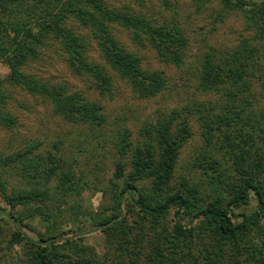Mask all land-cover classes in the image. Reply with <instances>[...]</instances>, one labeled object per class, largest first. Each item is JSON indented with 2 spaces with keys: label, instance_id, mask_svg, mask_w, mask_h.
I'll list each match as a JSON object with an SVG mask.
<instances>
[{
  "label": "trees",
  "instance_id": "16d2710c",
  "mask_svg": "<svg viewBox=\"0 0 264 264\" xmlns=\"http://www.w3.org/2000/svg\"><path fill=\"white\" fill-rule=\"evenodd\" d=\"M217 1V18L240 12L249 34L199 63L198 87L221 91L223 101L202 106L208 111L199 116L207 148L197 151L195 171L176 176L180 150L191 135L187 116L173 112L145 123L135 140L123 129L113 176L103 190L110 203L87 211L103 236L98 254L76 233L61 230L73 222L63 198L83 188L75 160L65 165L51 152L32 156L38 142L0 157V264H264V0ZM118 28L132 43L153 49L161 62H185L184 28L130 4L0 0V65L7 67L0 73V125H16L6 107L11 88L47 101L70 123L91 130L106 123L99 100L26 70L44 53L61 56L100 97L112 98L116 79L142 98L163 91L162 72L143 67L118 38ZM93 47L100 62L90 57ZM16 174L20 186L9 179ZM16 245L21 255L14 257Z\"/></svg>",
  "mask_w": 264,
  "mask_h": 264
},
{
  "label": "rangeland",
  "instance_id": "374dc122",
  "mask_svg": "<svg viewBox=\"0 0 264 264\" xmlns=\"http://www.w3.org/2000/svg\"><path fill=\"white\" fill-rule=\"evenodd\" d=\"M111 2L118 6L130 4L136 10L147 12L160 21H173L184 28L189 43L185 62L180 66L161 62L153 49L137 46L131 42L126 31L117 29L118 38L129 50L139 55L143 67L162 72L166 79L164 90L154 97L142 98L126 82L116 79L112 98L100 97L91 88L86 77L75 75L67 68L61 56L53 52L44 53L40 60L31 62L26 70L40 79L63 83L69 91L99 100L104 105L106 123L92 128L93 130L88 126L70 123L55 115L47 101L19 88H11V97L6 101V107L16 117V125L12 130L0 125V157L14 154L38 142L40 144L33 150L32 156L45 157L51 152L65 165L75 160L73 169L76 175L82 172L83 188L79 193H71L63 198L62 208L71 214L73 222L64 225L61 230L76 233L82 238L83 244L94 248L98 254L104 251L103 236L93 226L87 211L96 213L98 207L110 203L109 194L104 195L103 190H107L109 179L113 176L118 134L123 129H128L131 140H135L145 123H155L173 112L180 113L182 117L187 116L191 135L180 150L176 176L193 173L197 151L207 148L199 116L208 111L203 110L202 106L211 109L223 101L220 98L221 91H204L198 87L199 63L208 52L230 48L249 34L244 30L240 12L225 13L223 20L217 18L220 13L217 0ZM89 54L93 60L100 62L96 48L93 47ZM0 73L5 75L7 67L0 65ZM251 88L258 90L256 85ZM212 111L216 112L217 108ZM55 144L60 147L59 150ZM22 161L23 159L19 161L20 165ZM9 179L15 185L23 183L22 176L17 174L11 175ZM54 183L55 180L50 182L51 185ZM5 246L6 242L3 240L1 247ZM11 255L20 256L21 247L14 246Z\"/></svg>",
  "mask_w": 264,
  "mask_h": 264
}]
</instances>
